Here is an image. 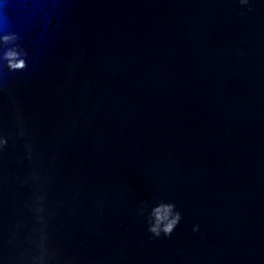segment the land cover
Segmentation results:
<instances>
[{
  "label": "water",
  "instance_id": "95a60500",
  "mask_svg": "<svg viewBox=\"0 0 264 264\" xmlns=\"http://www.w3.org/2000/svg\"><path fill=\"white\" fill-rule=\"evenodd\" d=\"M0 138V264H264V0H0Z\"/></svg>",
  "mask_w": 264,
  "mask_h": 264
},
{
  "label": "clouds",
  "instance_id": "9594fccd",
  "mask_svg": "<svg viewBox=\"0 0 264 264\" xmlns=\"http://www.w3.org/2000/svg\"><path fill=\"white\" fill-rule=\"evenodd\" d=\"M241 2H246V0H241ZM9 37L5 36L3 39H8ZM9 56H14V52H9ZM23 59L16 60L15 62H10V68H22L24 67ZM6 143L5 140L0 138V145ZM161 209H163L165 215L161 216ZM181 219V213L178 210H175V205L172 203L160 205L154 209V221L149 224L148 230L153 234V236H160L161 233L164 236H168L172 233L175 226L179 223ZM163 221V222H161ZM198 225H193V231L198 229Z\"/></svg>",
  "mask_w": 264,
  "mask_h": 264
}]
</instances>
